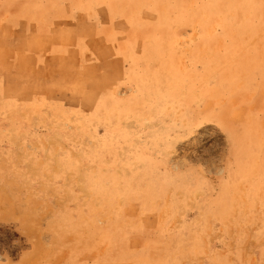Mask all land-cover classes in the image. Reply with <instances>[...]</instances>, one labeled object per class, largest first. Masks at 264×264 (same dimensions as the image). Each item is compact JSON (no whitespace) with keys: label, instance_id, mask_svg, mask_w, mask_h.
Segmentation results:
<instances>
[{"label":"rangeland","instance_id":"1","mask_svg":"<svg viewBox=\"0 0 264 264\" xmlns=\"http://www.w3.org/2000/svg\"><path fill=\"white\" fill-rule=\"evenodd\" d=\"M0 264H264V0H0Z\"/></svg>","mask_w":264,"mask_h":264}]
</instances>
